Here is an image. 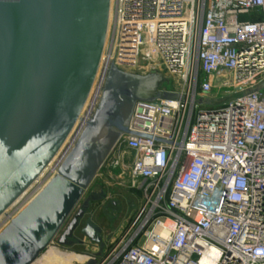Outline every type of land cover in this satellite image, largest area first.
I'll return each instance as SVG.
<instances>
[{"label":"built area","instance_id":"1","mask_svg":"<svg viewBox=\"0 0 264 264\" xmlns=\"http://www.w3.org/2000/svg\"><path fill=\"white\" fill-rule=\"evenodd\" d=\"M111 22L84 118L113 66L179 86L135 103L119 146L142 200L80 264H264V0H114Z\"/></svg>","mask_w":264,"mask_h":264},{"label":"water","instance_id":"2","mask_svg":"<svg viewBox=\"0 0 264 264\" xmlns=\"http://www.w3.org/2000/svg\"><path fill=\"white\" fill-rule=\"evenodd\" d=\"M110 8L111 0H0V217L59 155L52 178L0 233V264H34L69 219L58 244L73 245L89 207L104 197L91 191L84 198L112 146L101 137L110 114L128 103L132 117L138 100L177 98L156 93L155 73L113 66L96 109L82 116ZM81 231L101 252V227L88 219Z\"/></svg>","mask_w":264,"mask_h":264},{"label":"rangeland","instance_id":"3","mask_svg":"<svg viewBox=\"0 0 264 264\" xmlns=\"http://www.w3.org/2000/svg\"><path fill=\"white\" fill-rule=\"evenodd\" d=\"M113 1L114 0H111L110 19L112 18L113 14ZM111 40L112 31L109 29V34H107L106 39L108 45L105 51L110 50ZM129 73L137 74L136 72ZM155 76L158 79L155 89L156 93L161 91L175 90L179 86V81L177 80V78L165 70H159L158 72H155ZM97 78L96 80H98ZM95 83L93 85V88L95 86ZM228 91L230 90L226 88L216 87L213 90L212 94L217 96V102L219 100L221 102L223 100V95L227 94ZM101 95L99 96L100 98ZM91 97L92 96H89L87 100L88 103L86 102L88 106L86 105L84 107L82 114H84L85 111H87V109L89 108V105L91 103ZM234 97L235 96L233 95L232 98ZM100 98H98L97 102H95V107H97ZM75 129L72 132V135L74 134ZM72 135H70V138ZM119 156H122L123 159L120 163H116L115 160L119 158ZM58 158L59 155L55 160H57ZM132 159V155L128 152V150L124 149V147L119 146L117 148L111 160H107L104 166L98 172L96 178L94 179L93 183L91 184L84 196L85 198L91 191L99 192L101 191V189L105 192V197H103V199H101L100 201L93 202L91 204L88 211L86 212V215L83 217L80 226L75 230V235H77L78 237V239L76 240H79V242H76L73 245H59L58 238L61 235L60 232L57 239L54 240V242L48 247L47 250H50L53 255L56 250H59L65 253L68 259L71 257L75 258L76 256H80L83 258V254L89 253L91 251L99 252V246L92 243L87 237L83 236L81 233V228L84 227L88 219H91L93 223L101 227L103 232L104 245L110 246L111 241L114 240L120 234L127 222L131 221V215L135 212L136 208L142 200L141 191L132 187L131 185L129 166L132 163ZM54 174V171H49V173H47L41 178L42 181L40 180L39 182H43L41 186H39V184L38 186H35L36 184L34 183L35 187L30 190L31 195L29 194L30 196L25 198L26 200L24 199L21 205L11 206V208L7 210L4 215H2V217L0 218V233L9 224L11 218L15 217L21 210H23L28 205L29 201L39 193L40 189L43 187L44 183H46L47 179ZM82 202L83 200L81 201V203ZM70 220L71 219L66 222L64 228L70 222ZM47 250L44 251L42 254L44 255ZM42 254L40 258L42 257ZM38 263L41 264L42 262L38 260L36 264ZM75 264H80V262H76Z\"/></svg>","mask_w":264,"mask_h":264},{"label":"flooded vegetation","instance_id":"4","mask_svg":"<svg viewBox=\"0 0 264 264\" xmlns=\"http://www.w3.org/2000/svg\"><path fill=\"white\" fill-rule=\"evenodd\" d=\"M127 105H129V104L127 103ZM127 105L126 104L124 106L121 105L122 108H121V106H119L117 111H115V113L113 115L110 114L111 115L110 117L114 116V118L113 119L109 118L110 121L105 122L104 129L102 128L101 137L102 138L107 137L108 140L110 142H112V146H111L110 152H109V154H108V156L106 158V161L107 160H111L113 154L116 152L117 148L120 145V142L122 141L123 135L126 134V133H124L122 131L123 127L127 123H128L127 126H130V121H131L130 119H131L132 109L128 108ZM106 161H105V163H106ZM104 164H103V166H104ZM101 193L105 197L104 190L101 189ZM68 224L66 225L65 228L63 227V229L61 230V235L65 232ZM81 233H82V231H81ZM76 239H78V237H77V235H75V232H74L73 237L71 238V240L74 241V243L79 242V240H76Z\"/></svg>","mask_w":264,"mask_h":264},{"label":"bare ground","instance_id":"5","mask_svg":"<svg viewBox=\"0 0 264 264\" xmlns=\"http://www.w3.org/2000/svg\"><path fill=\"white\" fill-rule=\"evenodd\" d=\"M110 11H111V8H110ZM113 15V14H112ZM112 19V18H111ZM111 19H110V17H109V27H108V32H109V28H110V25H111ZM108 34V33H107ZM105 45H106V43H105ZM104 53V52H103ZM102 57H103V55H102ZM102 60V59H101ZM94 89V88H93ZM92 93V94H91ZM93 94H94V92H90V96H92L93 97ZM92 97H91V101H92ZM87 102V101H86ZM88 103V102H87ZM87 104H85V106H86ZM88 106V105H87ZM90 107H92V104L90 103V105H89V108L87 109V111L89 110L90 111ZM88 111V112H89ZM86 114V113H85ZM88 115H90V113H87ZM83 117H84V115H82ZM86 117V116H85ZM89 117V116H88ZM77 125H78V123H77ZM76 125V126H77ZM76 126H75V128H76ZM76 130V129H75ZM72 135V134H71ZM69 138H70V136H69ZM69 138L67 139V141H66V143H65V145H67V142H69ZM64 145V146H65ZM63 146V147H64ZM57 158V157H56ZM55 158V159H56ZM55 159L51 162V164L43 171V173L38 177V179L34 182L36 185L35 186H38V184H39V186H41V184L43 183V182H41V183H39L40 182V180H41V178L44 176V175H46L47 173H49V171H54V172H56V168L54 167V161H55ZM49 176V175H48ZM53 176V175H52ZM52 176L51 177H49L48 179H47V181H46V183H44V185H43V187L40 189V191L44 188V186L48 183V181L52 178ZM42 181V180H41ZM34 183L27 189V191L24 193V194H22L16 201H15V203L12 205V206H18V205H21L22 204V202L24 201V199L25 198H27V197H29L31 194H30V190L33 188V187H35L34 186ZM34 191H35V189H34ZM39 191V192H40ZM33 193V192H32ZM30 194V195H29ZM33 196V195H32ZM35 197V196H34ZM33 197V198H34ZM32 198V199H33ZM31 199V200H32ZM26 200V199H25ZM30 200V201H31ZM29 201V202H30ZM11 208V207H10ZM9 208V209H10ZM20 208V207H19ZM8 209V210H9ZM22 211V210H21ZM13 213V212H12ZM4 215V214H3ZM8 215V214H7ZM2 217V216H1ZM0 217V218H1ZM40 262H42L41 264H75L76 262H83L84 260H85V257L83 256V258L82 257H80V256H76L75 258L74 257H71V258H67L66 257V254L65 253H63V252H61V251H59V250H56L55 251V253H54V255L50 252V250H47V252L43 255L42 254V257L41 258H39L38 259ZM37 260V261H38ZM36 261V262H37ZM36 262L34 263V264H36ZM39 264V263H38Z\"/></svg>","mask_w":264,"mask_h":264}]
</instances>
